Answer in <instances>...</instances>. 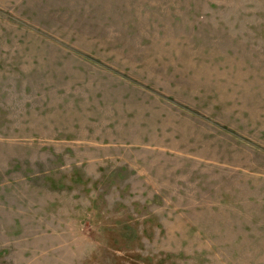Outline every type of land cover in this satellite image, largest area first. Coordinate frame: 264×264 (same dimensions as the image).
<instances>
[{
    "label": "rangeland",
    "instance_id": "rangeland-1",
    "mask_svg": "<svg viewBox=\"0 0 264 264\" xmlns=\"http://www.w3.org/2000/svg\"><path fill=\"white\" fill-rule=\"evenodd\" d=\"M0 264H264V0H0Z\"/></svg>",
    "mask_w": 264,
    "mask_h": 264
}]
</instances>
